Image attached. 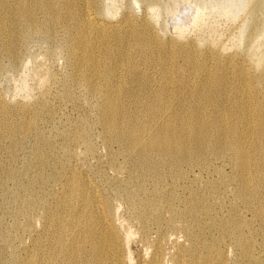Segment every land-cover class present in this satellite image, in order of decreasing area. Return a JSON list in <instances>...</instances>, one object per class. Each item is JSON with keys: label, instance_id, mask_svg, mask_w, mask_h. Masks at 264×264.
Segmentation results:
<instances>
[{"label": "rangeland", "instance_id": "374dc122", "mask_svg": "<svg viewBox=\"0 0 264 264\" xmlns=\"http://www.w3.org/2000/svg\"><path fill=\"white\" fill-rule=\"evenodd\" d=\"M48 1L0 0V264H26L33 253L38 264H84L73 256L70 262L69 248L89 251L85 233L66 230L56 242L60 224L51 218L64 211L72 226L90 214L98 227L107 223L93 240L102 237L109 264H252L244 253L264 264V133L255 131L264 127V0H58L59 20ZM81 2L95 23L121 30L116 39L97 35L102 52L118 54L109 79L103 59L97 63L101 90H117L124 113L144 129L161 118L178 127L189 111L202 114L196 105L203 103L229 140L241 134L245 171L228 148H211L212 140L199 159L174 164L106 137L101 93L78 75V59L89 58L75 54L74 45L85 43ZM135 32L149 38L153 53L137 52ZM222 112L228 117L220 123ZM39 174L46 181L24 190ZM243 176L256 199L243 190ZM192 196L206 209H187ZM217 239L223 256L204 262L203 250Z\"/></svg>", "mask_w": 264, "mask_h": 264}, {"label": "bare ground", "instance_id": "6f19581e", "mask_svg": "<svg viewBox=\"0 0 264 264\" xmlns=\"http://www.w3.org/2000/svg\"><path fill=\"white\" fill-rule=\"evenodd\" d=\"M69 6H75V0H67ZM86 4L83 2L79 5V16L80 20V30L84 35L83 39H85L84 44L74 45L75 46V54L79 55L85 52H89V58H85L81 56L78 59V65L81 70H79V76L84 79L85 84L92 91H100L102 100L100 101L98 107V113L100 116V121L106 132V137L110 140L120 141L128 139L129 143L127 145L128 149H136L140 153H144L147 155L150 154H162L168 156L174 164H184L185 162H189L193 158L199 159L202 153L210 148L209 141L212 140L213 144L211 148H214L215 151L219 152L223 148H228L231 151L233 159L235 161V165L243 172L246 170V161L249 158L248 152L241 145L242 136L241 134L238 136H234L229 140L227 130L222 129L223 127L213 126L214 116L208 110H205V107L202 104L197 103V109L202 111V114L199 116L192 117V112L189 111L184 116L180 117L179 126H175L170 121L161 118L157 126L154 128L144 129L140 123H137V120L133 119L131 116H128L124 113V107L120 102V98L115 97L117 90H101L99 86V82L97 81L98 77V61L103 59V65L105 66L107 79L110 78L112 72L111 67L108 65L109 62H112L115 57L118 56L116 51L106 50V52H102V49L97 44V35H110L113 39H116L117 36L121 33L120 29L110 28L102 26L101 24L95 23V21L89 16L86 12ZM50 12L52 18L55 20H59L63 17L62 7L58 0H49L46 6ZM193 12V11H192ZM186 13V12H185ZM191 13V12H190ZM187 14V13H186ZM194 14V13H193ZM191 15V14H189ZM187 15V16H189ZM197 15V13H195ZM24 14L19 12L17 17H23ZM185 18V17H184ZM189 19V18H187ZM186 20V19H185ZM184 20V21H185ZM195 20V19H193ZM183 21V22H184ZM4 22V21H3ZM181 22V21H180ZM190 22V21H189ZM182 23V22H181ZM186 23V22H185ZM192 23V22H191ZM184 24V23H183ZM182 24V25H183ZM190 24V23H189ZM180 25V24H179ZM4 27L0 26V41L4 43ZM135 40V48L137 52L141 55L151 54L153 51L152 45L150 43L149 38L141 33H134ZM104 53V54H103ZM102 55V56H101ZM104 57V58H103ZM190 60H188L189 62ZM190 63V62H189ZM129 69L133 67L132 62H128ZM205 63L203 64V67ZM242 77V76H241ZM115 78V75L113 76ZM215 79L220 82L222 81V76L217 74ZM109 84V80L106 81ZM123 88L120 90L122 91ZM158 100H161V96H159ZM169 104H166L168 106ZM165 107V106H164ZM163 107V110H164ZM162 110V107H161ZM143 111H140V115L145 117ZM156 115L154 114L153 117ZM228 114L221 113V115H217L218 122H222L226 120ZM4 127L7 126V123L4 121ZM20 129H23L22 133H26L28 129V125L23 124ZM238 126V124H237ZM175 127V128H174ZM248 130V128H246ZM259 134L264 133V127H257L255 130ZM47 155V151L39 152V156L42 161L44 160V156ZM262 159L256 161L257 164H261ZM263 163L260 165L262 166ZM41 181H46V179L42 178V174H39L34 179L29 182H26L23 187L24 190L30 191V187L34 186ZM240 183L244 191L248 192L253 198L258 197V192L252 188L249 177H241ZM75 191L79 194L80 197V187L79 183L75 186ZM91 197H95V194L90 193ZM192 203L189 208L191 211L197 210H205L206 206H203L202 200H199L195 196L191 198ZM37 203H40L37 201ZM262 212H258V215L263 218L264 217V202L261 201ZM185 209V210H187ZM95 211L97 214H100V220L102 221V212L100 207L95 204ZM86 213V210H84ZM66 212L64 211L62 215H58L54 218H51L52 222H56L60 224L59 227L55 228V237L56 242L61 244L62 235L68 230L71 234L75 233H85V243H88L90 246L89 251L83 252L84 248H77L75 245H70L69 248V257L71 262V257H75L78 262H83L84 264H109L110 257L106 253L104 248V243L102 237H100L99 241L93 240V235H95L96 230H104L108 229V225L106 222H102L99 227L98 224H95L93 220V216L90 214L86 220L80 215V220L75 224L71 225L70 219L66 218ZM182 216H186L187 212H181ZM228 222V221H227ZM223 225V224H222ZM231 232L234 236L236 243L241 242V238L238 235V230L236 225L231 221L227 224L230 227ZM41 238H37L36 242H40ZM221 240L217 239L213 243H211L208 247H205L203 250L202 258L204 262L209 261V259L217 258L223 256V252L220 249ZM55 246L50 251V256L54 257ZM62 253V250L60 251ZM68 257V259H69ZM199 257V256H198ZM37 254L33 253L31 258L27 260L26 264H38ZM244 258L248 260L252 264L255 263V259L249 253H244ZM113 259V258H112ZM71 264V263H69Z\"/></svg>", "mask_w": 264, "mask_h": 264}]
</instances>
